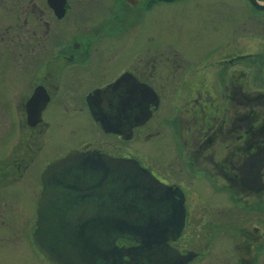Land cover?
Listing matches in <instances>:
<instances>
[{
	"label": "flooded vegetation",
	"instance_id": "1",
	"mask_svg": "<svg viewBox=\"0 0 264 264\" xmlns=\"http://www.w3.org/2000/svg\"><path fill=\"white\" fill-rule=\"evenodd\" d=\"M90 153L176 193L187 264H264V9L0 0V264H55L34 240L43 177Z\"/></svg>",
	"mask_w": 264,
	"mask_h": 264
},
{
	"label": "water",
	"instance_id": "2",
	"mask_svg": "<svg viewBox=\"0 0 264 264\" xmlns=\"http://www.w3.org/2000/svg\"><path fill=\"white\" fill-rule=\"evenodd\" d=\"M173 194L135 161L70 154L43 177L34 240L55 264H187L168 244L184 222Z\"/></svg>",
	"mask_w": 264,
	"mask_h": 264
},
{
	"label": "rangeland",
	"instance_id": "3",
	"mask_svg": "<svg viewBox=\"0 0 264 264\" xmlns=\"http://www.w3.org/2000/svg\"><path fill=\"white\" fill-rule=\"evenodd\" d=\"M243 2H245L246 0H242ZM246 15V14H245Z\"/></svg>",
	"mask_w": 264,
	"mask_h": 264
}]
</instances>
